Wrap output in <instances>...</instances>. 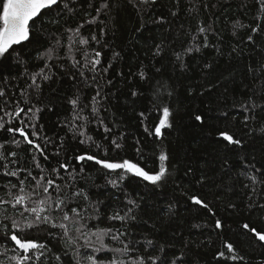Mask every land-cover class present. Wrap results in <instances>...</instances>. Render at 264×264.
Instances as JSON below:
<instances>
[{
	"label": "snow or ice",
	"instance_id": "6c2138e0",
	"mask_svg": "<svg viewBox=\"0 0 264 264\" xmlns=\"http://www.w3.org/2000/svg\"><path fill=\"white\" fill-rule=\"evenodd\" d=\"M219 3L0 0V264H193L190 251L214 242L217 264H264V228L242 224L237 234L243 240L238 246L225 236L226 227L232 230L218 215L221 203L226 213L235 214L241 196L250 215L264 213V164L258 167L246 149L249 140L264 137V0H241L237 14L225 16L221 23L224 9L214 11ZM125 9H131L137 19L135 32L143 33L149 24L162 29L158 41L145 45L147 63L141 60L135 68L122 67L123 49L115 43L118 18ZM182 14L187 26L179 23ZM225 35L231 37L226 51ZM40 39L47 41L43 51L37 49L25 59L22 53ZM206 49L216 55L200 69L205 78V70L213 68L217 57L244 61V92L223 104L216 116L225 126L236 122L242 126L238 132L218 133L225 142L222 166L226 171H233L230 153L241 161L236 182L217 186L216 204L201 195L188 196L197 206V218L200 209L206 210L211 224L191 223L187 237L179 228L170 236L162 235L164 230L155 223L149 225V232H138L137 226L149 224L141 215L144 198L133 196L125 181L141 178L153 191L170 182L180 187L177 168L170 166L164 147L154 145L146 151L139 137L132 138L134 157L127 158L129 135L123 116L114 109L123 95L145 133L162 142V130L174 127L170 117L180 110L175 83L164 79V61L171 57L173 67L187 74L188 57L203 55ZM65 79L71 84V94L64 96L70 108L67 115L57 116L60 131L49 134L41 123V113L53 111L50 98L45 103V88ZM187 92L204 94L195 87ZM146 94L148 106L138 110ZM153 112L162 117L150 129L146 121ZM194 119L201 126L211 121L203 114ZM150 159L158 161L157 167L141 166ZM92 165L104 177L105 186L122 194L103 212L104 200L90 195L89 185L97 187L91 180ZM192 173L188 167L184 176ZM208 179L201 174L195 185L206 187ZM225 193H232L233 199L223 202ZM159 216L169 225L175 223L176 204L166 203ZM192 230L203 239H193Z\"/></svg>",
	"mask_w": 264,
	"mask_h": 264
},
{
	"label": "trees",
	"instance_id": "16d2710c",
	"mask_svg": "<svg viewBox=\"0 0 264 264\" xmlns=\"http://www.w3.org/2000/svg\"><path fill=\"white\" fill-rule=\"evenodd\" d=\"M240 3L241 0H220L217 9L214 10L220 12L221 8L224 9V12H220L221 21H218V23H221L225 16L233 17L234 14H237ZM241 11H248V9ZM240 18L245 23H249V20L243 14H241ZM204 19L207 20L206 15ZM118 23L120 30L116 36L115 43L117 44L118 50L120 48L123 49L122 67L126 68L131 65L135 68L141 60H145V45L153 40L158 41L162 29L157 25L149 24L143 33L135 32L134 29L138 26V22L131 9L122 11L118 18ZM179 23H185L187 26L188 22L184 20L183 14L181 15ZM169 38L172 39L173 37L170 36ZM230 40L231 37L225 35V51ZM129 41L131 42L129 43ZM179 43L180 41H177L173 47H177ZM46 44L47 41L42 39L33 41L29 50L22 53V55L25 56V59H29L36 54L37 49L43 51ZM215 55L213 50L206 49L203 55L194 54L188 57L187 63L190 71L187 74H183L173 67L171 57L164 61L165 66L162 69L164 79L168 80L169 83H175L177 90L175 99L178 102L180 110L170 117L174 127L172 129L166 128L162 130L165 133V139L162 142L154 136L149 137L145 133L136 114L131 111L129 105L124 104L125 97L123 95H121L117 108L114 109V111L118 110L120 115L123 116L129 135L128 147L125 153L127 158L134 157L131 147L132 138L139 137L142 143L146 145V151L151 152L154 145L164 147L170 155V166L177 168L175 175L180 187L170 182L163 189L153 191L150 185L147 188L144 186L147 182L142 181L141 178L130 177L128 181H125L127 190L133 196L139 194L144 198V203L141 205L143 209L141 215L144 220L149 221V224H140L137 226L138 232H149V225L155 223L158 229L164 230L161 233L162 235L170 236L172 230L179 228L180 232L187 237L191 223H203L207 221L211 224V217L206 210L200 209L199 212L201 215L200 218H197V206L188 200V196L192 194L201 195L207 201L216 204L220 190L217 186H226L236 182V170L240 168L241 161L234 158V153H230L229 156L233 158L229 160V164L233 168V171L231 173L226 171V166H222L225 157V142L218 136V133L220 131L238 132L242 126L238 122L225 126L223 121L216 120V116L223 104L231 103L233 96L240 95L244 92V88L241 85L246 82L244 76L245 66L243 60L237 61L232 59L229 61L225 57H217L213 68L205 70L207 72L205 78L200 69L204 63L213 61ZM145 63H147V60H145ZM157 64H160V60H157ZM29 66L35 67L34 64H30ZM230 73H235V76L230 77ZM189 87H195L197 91H203L204 94L202 96L195 94L190 96L187 92ZM52 88L55 91H52ZM225 88H227V91H225ZM205 89H210V91ZM45 93V103H48L50 98L53 111L48 112L45 110V112L41 113V123L44 124L46 131L51 134L54 129L60 131L56 125L57 116L63 117L68 113L70 105L64 100V96L65 94H71V84L66 79L59 83H53L51 88H45ZM149 99L150 96L146 94L137 105V109L144 110L148 106L147 102ZM197 114L210 117L211 121H206L205 125L201 126L200 122L194 119V116ZM161 117L162 114L153 112L149 116L148 121H146L149 128H153ZM69 147L75 148L76 146L70 145ZM246 149L248 154L256 158L258 167L264 164V137L257 136L255 139L249 140ZM158 151L157 149V155ZM143 163H147L153 168L158 165V161L154 159L142 162L141 166H143ZM95 167L97 166H90L91 180L94 181L97 187H91L89 185V190L93 198L104 200V205L101 206V211L103 212L105 208L112 205L114 201H117L122 194L110 185L105 186L104 177L94 170ZM188 167L193 169V173L186 177L184 176V171ZM201 174H206L210 177L206 181V187L195 185L196 177ZM112 193H116V195L113 196ZM231 199H233L232 193H225L222 197L223 202ZM242 199L241 196L237 201L240 203V207L235 214L226 213L223 208V203L220 204L218 211V215L224 219L225 224L230 226L232 230L229 232L226 227L225 236H230L231 240L235 241L238 246H241V241L243 240V237L237 234L242 224L249 223L250 225H255L258 230L264 228V213L250 215L244 207ZM168 202H174L176 204L177 212L176 222L170 225L165 223L159 216V213L164 211V205ZM101 226L103 227L104 225L101 224ZM192 231V238L197 242L203 239L201 235L197 234L198 230ZM39 238L45 239L46 237L40 235ZM217 250L218 244L215 242L200 249L193 248L190 251L189 259L193 264H217V261L213 258Z\"/></svg>",
	"mask_w": 264,
	"mask_h": 264
}]
</instances>
